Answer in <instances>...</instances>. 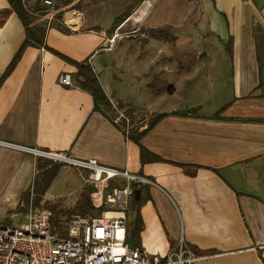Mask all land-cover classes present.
Segmentation results:
<instances>
[{
	"label": "crops",
	"instance_id": "obj_1",
	"mask_svg": "<svg viewBox=\"0 0 264 264\" xmlns=\"http://www.w3.org/2000/svg\"><path fill=\"white\" fill-rule=\"evenodd\" d=\"M133 2L105 0L51 18L45 45L88 60L113 113L114 104L137 116L166 114L141 140L160 159L141 163L140 146L78 86L77 67L44 47L27 48L1 81L25 39L6 0L0 141L97 159L149 179L136 203L140 248L151 256L166 257L183 239L200 258L193 264H264V195L255 192L264 190V0H166L157 13L161 0H146L116 28L138 33L110 47L115 20ZM196 5L198 18L189 24ZM62 74L75 86L61 84ZM40 158L0 145L1 202H21Z\"/></svg>",
	"mask_w": 264,
	"mask_h": 264
},
{
	"label": "built area",
	"instance_id": "obj_2",
	"mask_svg": "<svg viewBox=\"0 0 264 264\" xmlns=\"http://www.w3.org/2000/svg\"><path fill=\"white\" fill-rule=\"evenodd\" d=\"M43 2L52 5L51 0ZM117 37L109 40L110 47L115 46ZM59 80L65 86H75L69 74H62ZM113 107L117 114L114 123L125 127L128 135L126 109L114 104ZM0 145L27 150L38 157L87 170V177H81L85 184L93 187L88 193V201L102 216H74L59 231L51 224V211L35 206L32 197L26 222L18 228L0 222V264H193L200 259L187 250L183 239L166 257L151 256L142 248L128 246L127 210L135 189L153 184L146 177L106 166L93 158H69L64 153L26 149L2 141ZM104 206L122 214L114 218L104 217L101 212Z\"/></svg>",
	"mask_w": 264,
	"mask_h": 264
},
{
	"label": "trees",
	"instance_id": "obj_3",
	"mask_svg": "<svg viewBox=\"0 0 264 264\" xmlns=\"http://www.w3.org/2000/svg\"><path fill=\"white\" fill-rule=\"evenodd\" d=\"M26 0H6L12 12L16 14L19 18L20 22L22 23L25 31V39L17 51L16 55L14 56L12 62L8 66L4 76L2 77L3 81L8 74L13 70V68L17 65L20 61L24 51L29 47H44L46 50H50L60 56L62 59L72 63L74 66L77 67L78 71L76 74V83L79 87L83 90L89 92L93 99H94V108L96 111H100L105 116L110 117L113 114V109L111 106L110 101L107 99L104 90L99 82L97 75L95 74L91 64L88 60L83 62H75L60 54L48 46L45 45V36L46 33L51 26V23L48 21L50 15L56 20H60L63 14V8L71 5L75 0H58L54 13H51V10L48 7H44V3L42 0H36L32 7L28 8L25 3ZM145 0H134V2L128 6L126 11L120 15L114 22L113 27L110 31L111 34L114 33L116 28L125 22L133 13V11L144 2ZM73 9L79 7H71ZM155 33L162 39L167 40L169 35L166 31L159 30L155 31ZM122 107V106H120ZM124 108V107H122ZM191 112L187 111L185 115L187 116ZM128 114L132 117L133 123L132 128L129 129L128 137L133 140L136 144L140 146L141 149V163L145 164L148 160H156L158 158L155 155H152L145 147L142 146L141 140L142 138L152 130L155 125L166 116V114H155L150 116V120L147 123V127L140 131L142 128V124H138L136 119V113L133 110H128ZM145 126V125H144ZM123 132L125 131V127L122 128ZM126 133V131H125ZM64 165V164H63ZM62 163L55 164L50 166L48 163L45 166H40V162L37 165V176H40L43 181V185L46 188L52 183V181L58 175L61 167L63 166ZM136 188V187H135ZM134 199V198H133ZM132 199V201H133ZM140 203H136L133 201V211L128 217V227H127V244L131 248H140V234L143 229V223L140 214Z\"/></svg>",
	"mask_w": 264,
	"mask_h": 264
},
{
	"label": "rangeland",
	"instance_id": "obj_4",
	"mask_svg": "<svg viewBox=\"0 0 264 264\" xmlns=\"http://www.w3.org/2000/svg\"><path fill=\"white\" fill-rule=\"evenodd\" d=\"M35 1L36 0H26L25 1L26 6L28 8L32 7ZM51 1H52V5L48 6L44 4V7H48L51 10V13H54V11H56L55 8L58 0H51ZM102 1L105 0H75L71 5L67 6L66 8H63L64 9L63 13L69 11H77V12L85 11L88 7L97 5ZM126 1L128 3L132 2V0H126ZM144 2L140 4L139 7H137L135 12L142 7ZM165 2L166 0H161V4L159 2L160 7H158L155 10L156 12L154 13L160 12ZM71 7H79V8L73 9ZM50 18L54 19L53 15H50L48 18V21L51 23L52 21L50 20ZM197 18H198V6L196 5L192 9V14L190 16L189 24L195 22ZM116 30L114 31V34L118 35L117 39H123V38L127 39L138 33L130 26H125L124 28H122L121 32ZM145 114L146 112L142 111V113H140L138 116L136 115V119H135L137 122L139 121L138 124H142L141 126L142 128L144 127V125L146 126L150 120L149 115L145 116ZM116 115H117L116 112L113 113L114 117H116ZM127 116L129 118V129H130L132 128L133 119L128 114V112H127ZM40 159H42V161H40V166H45L47 163L50 166H53L55 164H60L45 158H40ZM63 168L64 169L61 172L62 174H60L59 176L57 175L58 177L56 176V178L52 181V183H50V185L47 188L46 186L43 185L42 178H40V176H37V171H36V175L34 176L31 186L29 187L28 191H26V193H24L23 196L20 198L21 202L18 203L16 207H13L12 205H8L0 201V222L9 225L12 228H18L23 222H26L27 221L26 217L29 211L32 197H34L33 203L35 206H43L51 211L52 213L51 224L53 227H57L59 231L63 229L65 223L70 222L73 219V217L77 215L83 217H88V216L102 217L99 215L98 213L99 211L92 208V206L89 204L88 201V193L93 190V187L89 184H85L81 177V175L87 177L88 171L85 169H80V170L76 168L74 169V167L69 165H64ZM255 192L260 196L264 195V190L260 191L256 188ZM133 201L132 200L130 201L127 210V213L129 215L133 211ZM43 202L44 205H42ZM101 212H103L104 217H109V218H114L122 214L121 211H116L114 209H111V207L109 206H104Z\"/></svg>",
	"mask_w": 264,
	"mask_h": 264
},
{
	"label": "water",
	"instance_id": "obj_5",
	"mask_svg": "<svg viewBox=\"0 0 264 264\" xmlns=\"http://www.w3.org/2000/svg\"><path fill=\"white\" fill-rule=\"evenodd\" d=\"M140 193H141L140 189H135V191H134V200L136 202H138L140 200Z\"/></svg>",
	"mask_w": 264,
	"mask_h": 264
}]
</instances>
